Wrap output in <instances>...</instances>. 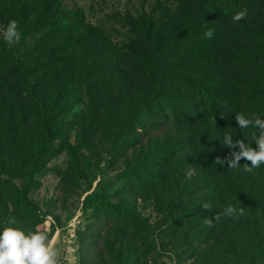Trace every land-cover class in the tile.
I'll use <instances>...</instances> for the list:
<instances>
[{
	"label": "trees",
	"instance_id": "trees-1",
	"mask_svg": "<svg viewBox=\"0 0 264 264\" xmlns=\"http://www.w3.org/2000/svg\"><path fill=\"white\" fill-rule=\"evenodd\" d=\"M163 1L177 8L166 9L159 21L131 19L135 41L125 49V67L137 71V75L133 81L128 79V84L135 85L136 95L126 97L129 108H134V117L122 124L121 134L135 130L144 118L148 120L142 128L145 133L169 131L166 142L152 153L153 159H147L144 165L138 163L143 169L149 161V181L132 176V183H137V190L155 194L158 199L179 186L175 181L178 172L193 171V178L181 183V196L194 200L195 205L177 219L175 229L189 223V229L194 226L199 235L214 243L208 250L190 245L196 255L207 257L202 264H264V165L248 173L243 170V159L236 169L214 162L232 151L222 144L225 133L233 135L234 140L245 138L256 148L252 142L256 130H241L235 115L243 112L264 119V35L259 27L264 23V0ZM243 8L248 9L246 19L234 23L232 16ZM10 20L18 21L22 41L36 38L32 52L37 59L29 61L27 72L45 77L38 81L39 86L64 63L71 71L85 69L87 80L109 100L121 86L122 77L129 75L112 66L115 44L90 25L81 10L67 9L64 0H0V22L7 25ZM207 28L214 29L211 39L204 36ZM78 63L80 67H76ZM15 65L12 73L20 74L27 64L17 60ZM253 73L256 87L251 91ZM25 86L32 90L35 84L28 81ZM222 101L227 102V108ZM58 104L53 98L38 100L33 113L29 105H24L22 123L15 124L21 130L35 122V128L46 137L45 145L34 151L27 150L24 140L16 142L27 150L31 163V172L19 193L20 202L30 211L37 208L29 199L34 178L41 162L53 154L61 134L55 119ZM154 159L160 167L152 164ZM176 159L180 161L173 163ZM6 172L16 174L12 169ZM205 203L211 210L203 207ZM228 205L243 208V215L221 216L211 229L203 223L205 217L222 213ZM92 211L118 220L128 218L123 203L113 202L101 191L91 192L83 200V212Z\"/></svg>",
	"mask_w": 264,
	"mask_h": 264
},
{
	"label": "rangeland",
	"instance_id": "rangeland-1",
	"mask_svg": "<svg viewBox=\"0 0 264 264\" xmlns=\"http://www.w3.org/2000/svg\"><path fill=\"white\" fill-rule=\"evenodd\" d=\"M64 6L81 10L86 21L115 44L112 66L129 75L119 79L121 86L109 100L87 80L85 69L71 71L64 63L39 86L38 81L45 77L27 72L29 61L37 59L32 52L36 38L20 39L11 46L16 49L12 52L3 38L7 25L0 22V231L9 226L10 219L16 222L12 227L26 233L47 229L58 251L57 264H202L207 257L196 255L193 247L208 250L214 243L199 235L194 226L189 229V223L179 224L177 230L174 225L195 205L194 200L181 196V183L193 178L194 172H178L175 181L179 186L169 194H160L159 200L155 194L137 190V183L131 180L137 176L149 181V161L143 169L138 163L153 159L152 153L166 142L169 131L145 133L142 128L147 118L135 130L120 131L122 124L134 117L127 98L136 95V90L128 79L135 80L137 71H130L124 62L125 49L135 41L131 19L159 21L166 9L175 10L177 5L163 0H64ZM259 27L264 35V23ZM15 60L26 61L20 74L12 73L17 67ZM118 61L122 62L115 65ZM255 80L253 73L251 91ZM28 81L35 84L32 90L25 86ZM49 98L59 103L55 119L61 134L53 154L41 162L34 178L29 199L37 208L30 211L19 198L31 172L27 150L43 147L46 137L35 128V122L21 130L15 124L22 123L24 105L33 113L38 100ZM19 139L25 141L27 150L16 143ZM152 164L160 167L155 159ZM9 169L16 174H7ZM98 191L123 203L128 211L126 221L102 211L83 212L84 198ZM48 216L54 222L46 223Z\"/></svg>",
	"mask_w": 264,
	"mask_h": 264
},
{
	"label": "clouds",
	"instance_id": "clouds-1",
	"mask_svg": "<svg viewBox=\"0 0 264 264\" xmlns=\"http://www.w3.org/2000/svg\"><path fill=\"white\" fill-rule=\"evenodd\" d=\"M248 9L243 8L232 16V21L238 23L246 19ZM204 36L211 39L214 36V29L207 28ZM4 41L9 47L14 43H19L21 32L19 23L16 20H10L3 33ZM222 105L227 108V102L222 101ZM223 119V113L220 114ZM236 124L241 130L253 128L256 131L252 134V142L256 144L253 148L251 144L245 142L244 139L234 140V136L225 133L223 136V145L232 149L228 156L223 159L217 157L215 163L218 165H227L228 168L236 169L241 167L240 161L246 162L242 165L245 172L251 173L254 169L264 165V119L258 115L246 116L243 112L235 115ZM215 124V120H213ZM238 149V150H236ZM250 162V164L248 163ZM204 208L211 210V205L205 203ZM244 209H237L232 205H228L223 209L222 213H216L213 217H205L203 223L208 228L215 227L214 221H219L221 216L237 217L243 215ZM54 222L51 216L46 218V223ZM15 220H8L9 226L0 231V264H57L58 251L55 244L49 239L47 229H38L36 231L29 230L27 233L16 227H12Z\"/></svg>",
	"mask_w": 264,
	"mask_h": 264
}]
</instances>
